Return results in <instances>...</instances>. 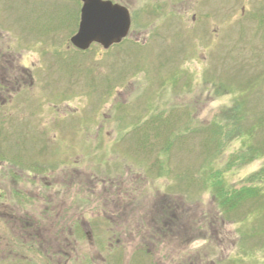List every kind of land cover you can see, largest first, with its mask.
<instances>
[{
    "label": "rangeland",
    "instance_id": "obj_1",
    "mask_svg": "<svg viewBox=\"0 0 264 264\" xmlns=\"http://www.w3.org/2000/svg\"><path fill=\"white\" fill-rule=\"evenodd\" d=\"M129 5L126 41L108 52L92 45L82 53L66 48L77 26L76 4L43 0L42 26L29 41L31 49L41 47L43 68L37 65L33 84L0 107V190L17 205L18 196L41 201L46 189L55 190L58 213L62 202L65 214L90 222L93 237L111 238L107 251L127 259L144 257V250L139 238L118 240L120 232L155 222L153 264H179L173 258L183 252L192 263L206 255L205 264H264V213L252 200L219 208L203 181L218 169L235 189L255 184L248 179L258 172L255 182L264 181V0ZM27 55L40 61L37 52ZM236 106L243 126L262 120L256 137L233 136L220 147L207 142L216 117ZM222 121L229 126V118ZM251 145L261 155L239 168L230 163ZM40 204L32 203L38 210ZM104 212L123 218L108 228ZM59 225L31 229L32 254L45 253L56 230L68 238L63 251L103 252L96 242L72 241L74 229ZM14 234L16 228L0 226V246L15 247Z\"/></svg>",
    "mask_w": 264,
    "mask_h": 264
},
{
    "label": "flooded vegetation",
    "instance_id": "obj_2",
    "mask_svg": "<svg viewBox=\"0 0 264 264\" xmlns=\"http://www.w3.org/2000/svg\"><path fill=\"white\" fill-rule=\"evenodd\" d=\"M49 1L57 2L59 0ZM68 1H72L76 4L75 8H77L78 20L76 30L69 37V44L66 48L70 51L79 52V50L71 44L70 39L78 30L80 10L83 3L81 0ZM100 1L108 2L111 3V5H116L117 7L126 9L131 20L132 17L129 4L133 0ZM162 13L163 12L160 9L155 10L156 16H160ZM42 17L43 0H0V107L5 106L8 101L10 102L12 94L15 93V91L19 93L21 89H25L33 84L34 78L32 76V72L37 65L41 64L40 66L43 68V51L40 49L41 47L34 49L29 47L30 35H33V37L38 35L40 29L39 26L41 27V24L43 23V21L40 20ZM130 30L131 27L127 36L121 39L119 43L111 45L104 51L108 52L112 47H119L126 41ZM93 45L102 48L99 45ZM33 52L40 54V61L37 60V63L35 64L32 63L30 59H27V54ZM40 178L43 182V176ZM46 191L49 194L48 196L46 195V199L44 200L43 195H40L41 201H32L29 198H25L23 200V198H20L17 195L20 202V204L17 205L12 202L11 198L5 199L6 194L4 191L0 190V226L6 228L13 227L17 229V234L13 235L15 247H10L9 245L4 246L2 244L0 246V264H110L112 261H114V264H124L125 261L130 262L131 259H134V262L131 264H153L157 253L150 252V254L148 249L149 247L152 249L151 245L153 243H158L157 236L159 228L155 222H153V226L147 227L146 230H143L142 227H135L134 225V233L127 230L129 227L124 228L120 232L121 236H119L118 240H125V242H127L129 238L135 240L139 238L140 241H138L137 244L140 243L139 248H143L144 250L145 259L144 257L140 258L139 256L133 258L134 255L131 253L127 259L125 253L114 255L111 251H107L110 249L108 248V245L111 244V238L108 237L106 241H103L100 237H93L91 234L92 232L88 231L91 226L90 222L86 221L84 218L79 219V216L73 217L74 211L72 212V215L65 214L66 212L63 211L64 206H62V202L58 213V209H56L57 206H53V204L56 200H58V197H60L61 194L59 195V193H56L55 195V190L52 192L51 189H46ZM101 191L104 190L102 189ZM9 195L10 193H8V196ZM11 196L13 195L11 194ZM38 202H41V209L39 210L37 206L32 205V203L36 204ZM111 212H104V214H101V218L105 219L104 222L108 228L115 223L114 219L123 218L121 213L120 217H118L111 216ZM32 213H34V215ZM97 215L100 217V213ZM92 217L95 216L92 215ZM142 222L143 218L140 223ZM145 222L146 224L148 223L147 221ZM58 223H60L59 227H63V229L64 227L74 229L77 237H74L72 241H76L79 237L84 239L85 244H91V242H93L94 245L96 242L98 245H104V247L101 248L103 249V252L70 253L68 251H63V249L68 247L65 245L69 244L68 238L63 236V232L58 233L56 230L54 231L55 235L53 234L54 237L52 236L53 240L46 242L47 247H45V253L38 252L32 254L31 242L33 239L31 236V229L40 227H43V229L45 227H54L53 229H58ZM136 223H139V220ZM34 231L36 232V230ZM155 233L157 235L153 236ZM35 235L34 242L37 244L39 243L37 241H41L39 244H43V237L41 235H38L39 237L37 234ZM46 238L47 236H45V239ZM54 240L55 242H53ZM149 257L153 259H150ZM221 257L222 254L220 253L215 255L216 260H222ZM177 259L181 260L180 262H182V264H205L206 261L209 260V258L205 255L196 259L199 263H192L191 255H187L185 252H183L181 256H174L173 262H176ZM210 262H212V259H210Z\"/></svg>",
    "mask_w": 264,
    "mask_h": 264
},
{
    "label": "trees",
    "instance_id": "obj_3",
    "mask_svg": "<svg viewBox=\"0 0 264 264\" xmlns=\"http://www.w3.org/2000/svg\"><path fill=\"white\" fill-rule=\"evenodd\" d=\"M238 110L241 111L239 109V106H236V108L233 107L232 109H229L227 111H222L221 118H219V116L216 117V121H218L215 123V128L212 129L210 135H208V131L202 133L204 136H209V140H207V142H210V144H213L216 147H220L223 142L225 144L228 143L229 138L233 136L238 140L244 139L245 141H249L250 138L256 137V132L258 128L262 126V120L259 119L257 121H254L252 124H250V127H247L245 125L243 126V123L246 118L240 117L237 120ZM224 117L229 118V126H220V124L223 122L222 120ZM232 118L235 119L233 120L230 126ZM220 135L222 139L221 143L219 138ZM246 152V156H236V158L234 157L230 163H236L235 166L239 168L240 166L245 164V161L250 162L252 158L261 155V150L259 148L257 149L253 147L252 145L250 149L246 150ZM230 165L232 164H229L228 166ZM201 169H204V167H202ZM221 175L222 173H220V170L218 169L213 173L205 175V177L203 178V181L205 179L204 186L207 189L213 190L215 192V197L217 201L216 204L219 208L225 211H230L235 208L237 209L238 207L246 203L247 200H252L254 204V210H258L259 212L264 213V202L259 201L261 198L264 197V181L261 180L260 184L258 182H255L257 176H262L261 172L255 174V176L249 177L248 181L253 182L255 184H252L251 186H244L239 189H235L234 187L227 185Z\"/></svg>",
    "mask_w": 264,
    "mask_h": 264
},
{
    "label": "water",
    "instance_id": "obj_4",
    "mask_svg": "<svg viewBox=\"0 0 264 264\" xmlns=\"http://www.w3.org/2000/svg\"><path fill=\"white\" fill-rule=\"evenodd\" d=\"M81 1L78 31L70 39L75 48L85 51L96 43L107 49L127 35L130 21L125 9L100 0Z\"/></svg>",
    "mask_w": 264,
    "mask_h": 264
}]
</instances>
